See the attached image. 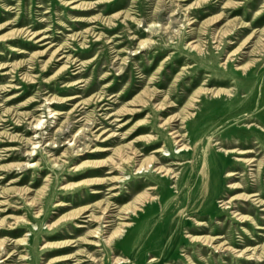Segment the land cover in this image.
I'll return each instance as SVG.
<instances>
[{"label": "rangeland", "instance_id": "obj_1", "mask_svg": "<svg viewBox=\"0 0 264 264\" xmlns=\"http://www.w3.org/2000/svg\"><path fill=\"white\" fill-rule=\"evenodd\" d=\"M0 264H264V0H0Z\"/></svg>", "mask_w": 264, "mask_h": 264}, {"label": "bare ground", "instance_id": "obj_2", "mask_svg": "<svg viewBox=\"0 0 264 264\" xmlns=\"http://www.w3.org/2000/svg\"><path fill=\"white\" fill-rule=\"evenodd\" d=\"M44 36H46V35H44ZM40 38H42V37H39L38 39H40ZM193 43V42H192ZM192 46V45H191ZM40 122V120L38 119V121H37V125H38V123ZM172 134H173V136L174 137H176L177 135H178V132L176 131V130H173L172 132H171ZM181 138H178V139H176V140H180ZM187 145H185V144H181L179 147H178V151H181V150H185V149H187ZM104 148H106V147H104ZM33 151V150H32ZM31 151V152H32ZM114 151V150H113ZM238 160H244V158H240V157H238L237 158ZM247 160V159H246ZM31 165V164H30ZM157 165V164H156ZM143 169H145L146 171H148V165H146V166H144V168ZM154 170H157V172H159V171H163V173H162V175H166L167 174V170L166 169H162L161 167H159V166H157V167H154ZM137 172H142V170H141V166L138 168V171ZM232 173H234V171L233 172H231V174ZM146 188H150V189H154V188H156V186H154V185H148ZM114 189V188H113ZM150 197V196H149ZM153 198H155L154 196H152V197H150V199H153ZM110 211V210H109ZM83 213V212H82ZM105 214V213H104ZM129 225V223H127L125 226H128Z\"/></svg>", "mask_w": 264, "mask_h": 264}]
</instances>
